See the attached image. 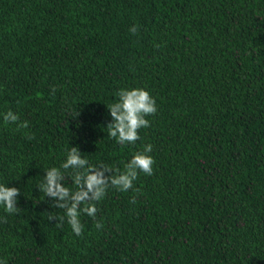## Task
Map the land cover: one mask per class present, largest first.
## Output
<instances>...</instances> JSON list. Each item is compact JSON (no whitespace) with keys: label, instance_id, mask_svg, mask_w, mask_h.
Listing matches in <instances>:
<instances>
[{"label":"trees","instance_id":"trees-1","mask_svg":"<svg viewBox=\"0 0 264 264\" xmlns=\"http://www.w3.org/2000/svg\"><path fill=\"white\" fill-rule=\"evenodd\" d=\"M120 88L157 107L124 146L104 128ZM145 144L153 174L109 187L102 229L48 220L37 185L67 147L123 170ZM0 183L20 190L0 264H264V0H0Z\"/></svg>","mask_w":264,"mask_h":264},{"label":"clouds","instance_id":"clouds-1","mask_svg":"<svg viewBox=\"0 0 264 264\" xmlns=\"http://www.w3.org/2000/svg\"><path fill=\"white\" fill-rule=\"evenodd\" d=\"M137 27L134 25L129 32L136 34ZM52 91L55 93V88ZM115 97L116 100L107 106L111 117V121L104 126L107 129V136L120 146L135 144L140 139V129L150 127L147 117L157 112L155 99L143 88H120ZM78 115L76 111L75 117ZM2 119L6 124H15L16 130L28 128V121H21L18 114L11 109L3 114ZM151 151L152 145L145 144L142 150L132 153L121 170L103 161L92 165L83 157L78 147H67L64 162L59 168L53 166L44 169L42 180L37 185L39 192L52 199L55 208L63 210V215L60 216L50 213L48 220H55L56 225L61 227L66 220L72 232L79 237L84 231V225L80 220L83 213L93 219L97 230L102 229L103 221L96 220L98 211L96 203L105 197L109 187L127 192L133 189L134 181L138 179L140 173L151 176L155 163L149 155ZM69 169L72 171L68 172ZM66 179L71 180L72 188L65 186ZM135 191L139 192V189ZM19 195L20 190L17 187H6L0 183V206H3L7 214L19 213L20 208L17 207L16 199ZM130 202H135V196ZM3 219L7 222L6 217Z\"/></svg>","mask_w":264,"mask_h":264}]
</instances>
